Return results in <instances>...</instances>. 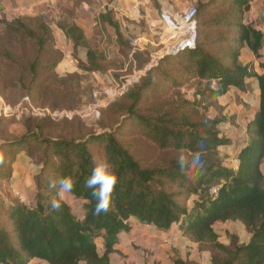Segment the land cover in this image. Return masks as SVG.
I'll list each match as a JSON object with an SVG mask.
<instances>
[{
    "label": "trees",
    "instance_id": "obj_1",
    "mask_svg": "<svg viewBox=\"0 0 264 264\" xmlns=\"http://www.w3.org/2000/svg\"><path fill=\"white\" fill-rule=\"evenodd\" d=\"M62 1L79 7L85 0ZM252 1L210 0L196 6V47L179 54H186L181 69L192 73L189 80H197L192 101H177L179 95L173 103L150 97L153 92L163 93L155 82L159 75L178 86L162 69L174 58L165 56L147 71L140 85L101 111L100 127L107 129L102 133H89L83 139L54 136L45 131L47 121L26 118L20 136L0 130V176L11 177V165L20 152L28 157L35 152L41 159L33 204L0 201V264H109L119 236L130 232L132 219L158 232L176 227L200 253L208 255L210 264H264V65L258 75L252 63L240 61L242 49L258 59L264 46L263 32L252 23H243ZM72 15L63 7L55 26L75 50H84L85 57L77 58L81 73L73 71L65 78L56 73L63 53L55 49L52 28L43 16L0 20L1 98L10 100L6 95L10 88L31 98L35 106L74 110L90 102L92 90L102 89L96 76L108 69L105 58L86 42ZM99 19L115 25L109 13ZM28 45L33 49L31 60L15 51H24ZM7 69H14L13 78L6 77ZM249 79L258 83L259 106L246 126L248 141L235 156L234 169L229 167V157L219 152L228 139L218 130L227 121L218 99L232 88L247 91ZM208 111L215 116L208 117ZM130 134L152 145L161 153L159 159L140 160L130 150L131 143L119 140ZM94 146H101L98 156L92 151ZM196 153L201 164L194 167ZM101 163L110 165L117 183L109 210L95 215L97 200L85 180ZM64 177L74 182L72 192H64L72 204L61 198L59 186H49ZM213 188H218L215 198L209 194ZM53 200L60 201V209H52ZM228 222L240 224L248 239L243 242L227 233L226 243H220L214 226ZM171 258V264H195L175 250Z\"/></svg>",
    "mask_w": 264,
    "mask_h": 264
},
{
    "label": "crops",
    "instance_id": "obj_2",
    "mask_svg": "<svg viewBox=\"0 0 264 264\" xmlns=\"http://www.w3.org/2000/svg\"><path fill=\"white\" fill-rule=\"evenodd\" d=\"M93 1L95 2V6L92 7L89 6L90 4L86 3L80 4L79 7H73L71 2H65L62 0H2V2L8 6V8H6L7 12L3 8V10L5 11L4 14H7L8 16H11L12 14H14V12H19L20 15L43 14L47 19H53L56 22L58 21L60 12L63 7H66L68 10L73 11L72 19L75 25L82 30L86 42L92 47H96L105 58V61L114 57L119 61H123L124 65L120 70L121 72H126L127 67L129 66L134 67L136 58H150L158 54V45L160 39L166 31L164 23L162 22L163 15L177 18V16L184 13L189 7H196L201 4H206L210 0ZM106 13H109L110 20L115 23L114 26H111L107 22L99 19V15H104ZM263 13L264 0H254L250 4V10L243 16V23H252L254 27L261 31H264V23H262L261 20L263 18ZM0 20H3V18H0ZM53 27V30L56 29L57 31V44H61L59 48L63 53V59L57 66L56 73H71L73 72L71 68H73L74 66L71 54L73 52H77L78 55L80 54L78 58L84 59L85 52L81 48H77L75 50L72 43L65 38L62 31L56 28L54 24ZM134 39H137L140 42L143 50L132 55L130 42ZM240 61L242 63H252L255 73L258 75H262L263 71L261 69V65H264V46L260 51V57L258 59L254 58L253 54L247 48L242 49ZM113 72L114 70H106L104 73H100L96 76L97 82L99 84L105 85V87L103 86L102 88H107L109 86L110 80L114 79L112 75L114 74ZM246 84L249 87L247 91L242 92L236 88H232L225 95L218 99V103L223 108V112L225 111L223 115L226 113L229 106L231 107L235 105L233 103L235 99H238L241 103L245 104L243 106L244 110H242V115L246 114V116H248V118L244 120V129L242 133H240V135H235L234 137L232 136V131H229L228 129H232L233 127L228 128L227 121L226 123L218 127V130L219 128H221V130L219 131L220 136H223L222 129L228 130V135L231 134V136L229 135L230 137L227 135V137L225 135L223 136L228 139V145L226 147L219 148V152L221 150L223 151V149H227L226 153L223 152V154L229 157V167H232L234 169H236L237 166L235 156L247 144L248 141L246 126L257 112L259 106V88L257 81L255 79H249L246 80ZM238 118H240L239 115ZM231 138H233V140ZM31 157L26 156L24 152H20V154L16 156L13 163L15 164L16 168H19L21 172L25 173L27 172V168L30 167L29 165L31 163ZM39 165L37 164L36 166H34V181L33 185L30 188V191H20L19 194L22 197H16L17 200H21L20 202L24 203L27 206H31L33 204L35 189L34 183L37 172L39 171ZM11 168L13 169L12 165ZM261 172L264 176V160L261 164ZM12 173L13 170L11 172V175ZM26 195H28L29 197L27 201L24 200L26 199ZM63 196L68 199V196L64 192L61 193V198ZM220 225L240 224L231 222L225 224L218 223L214 226V228ZM130 227L131 230L129 233L119 236V242L117 245H115L114 248L115 252L109 256V264H118V259H123L124 257H126L125 260L127 261H137L138 258H140L139 254L141 249H136L135 252H133L132 247L139 248V246L143 244L142 237L147 235H151L158 241H166V248L169 249V256H171L172 250H175L183 259H188L191 262H195L193 259H191L190 256H187L185 253H183V250H185L184 248H186V246L190 244V241L186 237L182 236L176 227H173L166 232H158L151 226L139 225L137 221L133 219L130 220ZM187 251L189 250H186L185 252ZM200 254L204 256V259L206 261H208L207 264H210L208 255L206 253ZM165 259H167V257ZM197 263L195 262V264ZM153 264H171V261L168 260L167 263H163L162 261H160L159 263Z\"/></svg>",
    "mask_w": 264,
    "mask_h": 264
},
{
    "label": "rangeland",
    "instance_id": "obj_3",
    "mask_svg": "<svg viewBox=\"0 0 264 264\" xmlns=\"http://www.w3.org/2000/svg\"><path fill=\"white\" fill-rule=\"evenodd\" d=\"M84 3L90 4L89 6H91V7L95 6V2L93 0H85ZM3 8L6 11V8H8V6L6 4H4L2 2V0H0V18L1 19L3 18V20H10L11 18L21 17V16L22 17H36L38 15L43 16L44 21L52 28L53 37L55 39V49H58L59 51H61V49L59 48L61 44H59V45L57 44V42H58V38H57V34H56L57 31H56V29L53 30V28H54L53 24L55 25L56 23H58L57 21L55 22L53 19L49 20L43 14H35V15L23 14V15H20L19 12H14V14H12L11 16H8L7 14H4L5 11L3 10ZM0 30L1 31L3 30V26H0ZM1 42H4L6 44L8 41L6 39H1ZM15 51H16V53H18L17 54L18 56H24L26 60H31L33 58V55H34L33 49L29 45L26 46L24 51H20L19 48L15 49ZM79 55L77 52H73L71 54L73 64H74L73 68H71V69L73 71H77L80 74L81 71L78 69V64L76 63ZM185 55L186 54L177 55V57L171 56V57H174L173 60L170 61L169 64L162 66V69L165 71L166 75L169 76L170 78L175 79L178 86L173 85L171 83L170 79H168V77H167V79H165L164 76L159 75L157 78H155V82H157V86H160V85L162 86L163 93L158 92V91L150 93V97L152 99L155 97L157 98V100L155 102H158L159 100H163L165 102L169 101L170 103H173L178 95L180 96V98H177V101L181 98L183 100L186 99V100L192 101L193 92H194V89L196 88V86H194V85L197 84V80H189L188 78L193 76L192 73L187 74L184 71V69H181V67H180V64H184V61L186 58V57H184ZM44 60H45V62H47L46 58H44ZM148 60H149V57H146V58L142 57L139 59L136 58L135 66L134 67L133 66L127 67L126 72L120 71L122 69V66L124 65V62L119 61L115 57L104 61L103 64L106 66V68H108L107 70H114V72H113L114 74H112V75L116 81H119L120 79H123L127 76H131L135 69L139 70L140 68H142ZM185 64H186V61H185ZM15 74L16 73H15L14 69H12V70L7 69V71H6V77L7 78H13ZM66 74L67 73L57 74V75L59 76V78L60 77L65 78ZM146 76H147V72L139 80V82L134 84L130 89L135 88L136 86L140 85L142 83V81L145 80ZM0 86H4V82H0ZM99 86L105 87L104 84H99ZM156 89H158V88H156ZM7 91L8 92H6V95H7V97L10 98V100L7 101L8 104L15 105V104L19 103L24 98V96L22 95V93L20 91H17L15 89L11 90L10 88L7 89ZM90 98H91V95H90ZM1 99L5 103H7L3 98H1ZM119 100H120V97L117 98L113 103L108 105L103 110V113L106 109H108L110 106L117 103ZM233 103L235 104L234 106H231V107L227 106L228 110L226 111V113L224 115H225L227 122H228V128L233 127L232 129L229 128L228 130L232 131V136L234 137L235 135H240V133H242V131L244 129V125H245L244 120H246L248 118V116H246V114L242 115V110H244L243 106L245 105L244 103H241L238 99H235V101ZM80 106L81 105H79V107ZM55 108H58V107H55ZM239 108H240V110H239ZM59 110H61V109H59ZM101 113L99 115V118L96 120V122L94 121L91 123L92 125L91 124L87 125L79 119H75L72 121H61V122L47 121L45 123L47 126L46 127L47 129L45 128V131L50 132V134H53L54 136L61 134V135H64V137L73 138V139H75V138L76 139H83L89 133L99 134V133H102V132L107 130V129L104 130L100 127V122H102V117H103V113L102 114ZM201 113H203V112H201ZM206 115L210 118H213L215 116V112L214 111H208V112H206ZM238 115L240 116V118H238ZM2 119H4V118H2ZM9 120L10 121H3V122L1 121L0 122V130L4 131L5 134H7V135L20 136L23 133V127L21 125V122L24 120V118L19 120V121H17L16 119H13V118H9ZM125 127L128 129L131 128L128 124H126ZM220 130H221V128H219V131ZM228 130L222 129V133H223L222 135L223 136L224 135L225 136L226 135L231 136V134H229V135L227 134ZM124 137L125 136L119 137V140L122 143H126V144L131 143L132 147L130 148V150L132 151V153H135L136 156L140 160L144 161V160L149 159L150 161H155V160L159 159V157L161 156L160 152H155L152 145L145 143L143 141V139L139 138L138 135L133 136L132 134H130L129 137H127V136H126V138H124ZM231 139L233 140V138H231ZM226 150L227 149H223V151L221 150L220 153H222V154H223V152L226 153ZM92 151L94 152L95 155L101 154L102 153L101 152L102 151L101 146H94L92 148ZM32 155H31L32 157L30 158V161H31V163L29 165L30 167L27 168V172H25V173L21 172L19 170V168H16L15 164L13 163L12 164L13 173L11 175L12 176L11 179L10 178L6 179L3 176H0V177H2V178H0V201H8V200H12V199H17L16 198L17 196L22 197L19 194L20 191H24V190L30 191V188L33 185V181H34V176H33L34 166H36L37 164L38 165L41 164V159L37 155V153L34 152ZM40 167L41 166L39 165L38 169H40ZM24 198H25V195H24ZM27 199H29L28 195H26V199H24V200L27 201ZM62 199L66 200L65 196H63ZM19 201H21V200H19ZM67 201L72 204L71 199H69V200L67 199ZM241 227H240V225H220V226H216L214 228V230L219 237L220 243H224V244L226 243V241H227L226 234L227 233L236 234L241 241L245 242L247 240V234L245 233L244 229ZM174 238H176V237H174ZM142 239H143V241H142L143 244H141V246H139V248L132 247L133 252H135L136 249H141L140 254H139L140 258H138V260L136 259L137 261H135V260H128L127 261V260H125L126 257L123 258L124 260L122 258H120L117 261L118 264H136V263H138V264H153V263H159L160 261H162L163 263H167L168 260L169 261L172 260L171 256H169V249L166 248V245H167L166 241H158L156 238L152 237L151 235L150 236L149 235L143 236ZM187 244H188V242H187ZM151 246H156V247H151ZM163 247H165V248H163ZM184 249L185 250H183V253H185L187 256H190L191 259H193L196 263L198 262L199 264H207L208 261H206L204 259V256L200 254V252L198 251V246L196 244H192L190 242V244H188V246H186V248H184ZM186 250H189V251L185 252ZM166 257H167V259H165ZM157 259H159V260H157ZM31 264H45V263L35 261Z\"/></svg>",
    "mask_w": 264,
    "mask_h": 264
},
{
    "label": "built area",
    "instance_id": "obj_4",
    "mask_svg": "<svg viewBox=\"0 0 264 264\" xmlns=\"http://www.w3.org/2000/svg\"><path fill=\"white\" fill-rule=\"evenodd\" d=\"M196 14V7L191 6L177 18L163 15L162 22L166 31L160 39L158 54L150 57L141 69H135L131 76L119 81L111 79L107 88L93 90L89 103L74 110H59L35 106L27 97H24L15 105L5 103L0 98V118H13L17 121L26 118L50 122L79 119L87 125L94 121L96 122L103 109L126 93L134 84L138 83L147 71L157 65L159 60L165 56H177L180 53L195 49L197 42ZM262 32L264 35V31ZM130 47L132 55L143 50L137 39L130 42ZM217 193L218 188H213L209 191L212 198H215Z\"/></svg>",
    "mask_w": 264,
    "mask_h": 264
},
{
    "label": "clouds",
    "instance_id": "obj_5",
    "mask_svg": "<svg viewBox=\"0 0 264 264\" xmlns=\"http://www.w3.org/2000/svg\"><path fill=\"white\" fill-rule=\"evenodd\" d=\"M179 164L181 168L185 166L183 158L180 159ZM192 164L194 167L201 164L199 153L194 154ZM109 168L110 165L107 163H101L92 169L91 175L85 180V187L92 189L91 195L97 200L94 208L95 215L106 213L110 207L112 193L117 183V177L114 173L109 172ZM49 186L52 188L59 186L61 191L70 193L74 188V182L70 177H64L51 182ZM51 207L53 210L60 209V201L53 200L51 202Z\"/></svg>",
    "mask_w": 264,
    "mask_h": 264
},
{
    "label": "water",
    "instance_id": "obj_6",
    "mask_svg": "<svg viewBox=\"0 0 264 264\" xmlns=\"http://www.w3.org/2000/svg\"><path fill=\"white\" fill-rule=\"evenodd\" d=\"M261 20H262V23H264V13H263V18Z\"/></svg>",
    "mask_w": 264,
    "mask_h": 264
}]
</instances>
